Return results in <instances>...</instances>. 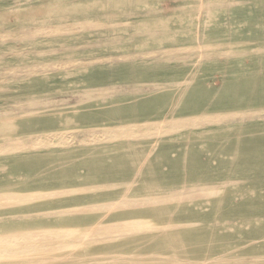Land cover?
Returning a JSON list of instances; mask_svg holds the SVG:
<instances>
[{"label": "rangeland", "instance_id": "374dc122", "mask_svg": "<svg viewBox=\"0 0 264 264\" xmlns=\"http://www.w3.org/2000/svg\"><path fill=\"white\" fill-rule=\"evenodd\" d=\"M0 243L264 264V0H0Z\"/></svg>", "mask_w": 264, "mask_h": 264}, {"label": "bare ground", "instance_id": "6f19581e", "mask_svg": "<svg viewBox=\"0 0 264 264\" xmlns=\"http://www.w3.org/2000/svg\"><path fill=\"white\" fill-rule=\"evenodd\" d=\"M29 196V195H27ZM27 196H22V197H19V201H23L25 198H27ZM15 197V196H14ZM17 198V197H16ZM154 199V198H153ZM17 200V199H16ZM144 200V199H143ZM157 200V199H156ZM146 201V200H145ZM138 202V201H137ZM153 202V201H152ZM155 203V202H153ZM134 230L136 231H143L144 228L142 227H134ZM135 233V232H134ZM67 234V233H65ZM70 234V233H69ZM125 234V233H123ZM20 235V234H19ZM68 235V234H67ZM41 245V244H40ZM21 246V245H20ZM47 246V245H46ZM66 246V245H65ZM69 247L71 246V244L68 245ZM43 247V246H42ZM49 248V247H48ZM17 247H14V246H9V245H4L3 243H0V257H4V256H9V257H13L14 254V251L17 252ZM46 249V248H45ZM39 250V249H38ZM42 250V249H40ZM15 252V253H16ZM35 252V251H34ZM17 254V253H16Z\"/></svg>", "mask_w": 264, "mask_h": 264}]
</instances>
